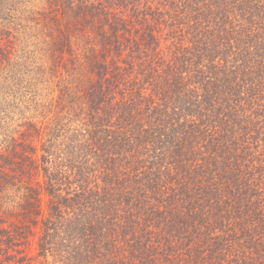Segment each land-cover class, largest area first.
Returning a JSON list of instances; mask_svg holds the SVG:
<instances>
[{
	"label": "trees",
	"instance_id": "16d2710c",
	"mask_svg": "<svg viewBox=\"0 0 264 264\" xmlns=\"http://www.w3.org/2000/svg\"><path fill=\"white\" fill-rule=\"evenodd\" d=\"M0 264H264V0H0Z\"/></svg>",
	"mask_w": 264,
	"mask_h": 264
}]
</instances>
